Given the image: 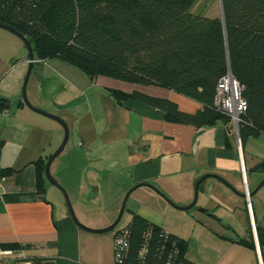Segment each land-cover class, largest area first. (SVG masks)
<instances>
[{"label":"crops","instance_id":"crops-1","mask_svg":"<svg viewBox=\"0 0 264 264\" xmlns=\"http://www.w3.org/2000/svg\"><path fill=\"white\" fill-rule=\"evenodd\" d=\"M7 32L0 31V80L20 59H15L14 55L19 57L26 48L16 46L12 33ZM13 59L14 64H10ZM24 61L27 62L28 57H23ZM38 61L37 65L50 66L66 81V87L61 89L63 92L55 97V103L60 104L56 108L64 111L70 120L74 119V126L82 124L85 119L88 127L96 126L98 121H106L107 130L97 137L100 141L107 138L102 144L103 149L104 145L111 148L118 142L107 156H96L93 153L96 149L93 148L88 151L94 155L91 164L98 166L88 168V175L93 176V170L101 174L99 185L92 188V192L97 193L102 182L117 170H129L126 175L134 184L148 183L162 193L144 186L146 189L141 191L142 194L150 195L157 202L158 199L166 201L160 205L162 211L148 210L145 205L139 209L132 207L129 209L130 220L123 227L131 222L133 214L141 216L185 241L184 258L192 264H228L231 260L234 264H264V246L259 244L256 231L258 227L264 229L263 188L255 190L264 178V169H256L264 162V132L247 136L241 142L239 134L231 127L227 129L226 123L221 120L199 128L174 121L168 119L163 110L150 104L135 99L119 102L110 90L126 93L136 90L167 99L186 113H195L203 105L157 85L128 83L107 76L90 80L79 68L58 58ZM18 83L21 79L12 77L0 86V105L5 106L0 109V175L4 168L13 170L0 176V245L19 246L13 250L14 261L18 264H28L19 260L23 255L33 257L32 264L46 261L52 264H114L113 238L117 230L101 233L83 230L71 218L65 200L50 190L51 184L45 181L44 192L38 191L37 162L56 149L63 132L53 126V134H49L47 127L53 123H46L31 113L20 98ZM102 87L103 90L109 89L112 103L100 102L99 96L106 97ZM70 90L80 96H73ZM87 93L96 94L99 105H89L77 114L75 109H79L80 103L76 99L80 101L81 96L87 98ZM104 103L105 106L102 105ZM31 136L34 137L32 140ZM8 152H15L11 154V160ZM205 174L221 176L239 194L216 178H205L200 183L197 195V202H200L196 205L218 215L220 220H216L218 227H204L209 233L201 229L195 238L196 245L201 246L207 255L193 256L188 251L191 238L183 229H173L171 222L165 221L164 211L170 212L172 204L178 207L189 205L194 198L196 181ZM252 191L255 192L249 195ZM246 192L247 197L243 196ZM75 215L79 221L94 229L105 227L113 220V216L103 215L95 222H84L78 213ZM85 216L88 219L92 217L89 213ZM237 223L242 229L237 228ZM208 234L209 238L206 237ZM238 240L251 241L253 246L242 245ZM211 245L225 250L215 252Z\"/></svg>","mask_w":264,"mask_h":264},{"label":"trees","instance_id":"trees-1","mask_svg":"<svg viewBox=\"0 0 264 264\" xmlns=\"http://www.w3.org/2000/svg\"><path fill=\"white\" fill-rule=\"evenodd\" d=\"M196 0H0V23L30 42L35 60L58 58L90 80L107 76L128 83L172 89L203 105L195 113L170 100L133 90L112 89L114 97L158 107L168 119L195 127L229 119L213 98L218 80L230 71L243 86L246 108L238 134L264 132V0H221L223 18L191 12ZM5 106L0 105L3 110ZM50 156V155H49ZM37 162V189L45 190L44 165ZM263 163V162H262ZM259 164L256 169H264ZM4 168L1 177L12 172ZM129 250L124 264H166L174 243L183 261L185 241L160 235L161 228L137 214L126 226ZM249 230V226H248ZM264 246V229L257 228ZM252 247L253 243L238 240ZM145 246V259L138 251ZM16 244L0 248L14 250ZM264 260V253L262 255Z\"/></svg>","mask_w":264,"mask_h":264},{"label":"rangeland","instance_id":"rangeland-1","mask_svg":"<svg viewBox=\"0 0 264 264\" xmlns=\"http://www.w3.org/2000/svg\"><path fill=\"white\" fill-rule=\"evenodd\" d=\"M191 12L201 13L202 15L208 17H215L220 14L219 0H196V2L191 8ZM0 31L7 30H3V28H0ZM11 35H13L14 37L16 46L21 45L22 47H25L20 38H18L13 33ZM14 56L15 59H20L17 60L16 64L13 63V61H15L14 59L9 62L10 64H14V68L10 72H8L7 76L4 79L0 80V86L6 84V82L12 77H15L16 79H18L19 77L21 79V83H18V90L20 91L21 98V87L29 66L28 61L23 62V57H27V49L25 48L24 53L19 55V57L18 55ZM94 83L95 81L92 84ZM63 86L66 87V81L63 80L60 77L59 73L54 71L50 66L35 64L31 68L26 86V94L28 101L34 108L43 110L49 114L55 115L63 119L66 122L69 130V139L62 153L51 164L50 173L56 179V181H58L62 185V187L69 196L74 212L78 213L80 215V218H83L82 220L84 222H95L96 218H100L103 215L113 216V222L119 213L124 195L135 184L132 182V179H130L129 176L126 175L129 170H117L116 172L107 177L109 179L104 180V182H102L101 189L97 193L92 192V188L98 187L101 174L97 172V170H93V176L88 175V168L98 167L97 165L91 164L94 155L89 153L88 151L93 148L94 150L96 149V152H93L96 156L102 154L104 156H107L108 154H111L113 147H116L118 145V142L111 145V148H108L106 145H104L105 147L103 149L102 144H104V140L106 141L107 138L101 139L100 141L99 139H97V137L107 130L106 121H98V124L96 126L91 125L88 127L86 121L87 119H85L83 120L82 124H75L74 126V119L70 120L64 111L56 108V106H60V104L55 103V97L63 92L61 90ZM101 91H104V93H106V97L99 96L100 102L106 101L108 103H112V98L108 95L109 89L103 90L102 87ZM69 92L75 97L80 96L76 92H72L71 90ZM85 96L87 98L81 96L80 101L76 99V102L80 103L79 109L78 107L75 109V112L77 114H79L83 109H86L89 105H99L98 96L96 94L87 93ZM102 105L105 106V103ZM30 111L32 114L37 115L41 118V120L45 121L46 123H53L52 126L47 127L49 134H53V126H55L59 131L63 132L60 124H58L56 121L48 117L42 116L31 109ZM74 132H77V136H74ZM33 138L34 137L31 136L30 140H32ZM113 138L119 137L114 136ZM61 140L62 137L59 141V144ZM11 147L15 149L13 145H11ZM18 148L19 147H17V149ZM50 150L51 149H49L47 153ZM12 153L15 152H8L10 160L12 159ZM24 154H27V152H24ZM117 159L120 163V157H118ZM261 188H263L261 193H263L264 196V185H262ZM143 189L146 188H144V186L136 188L129 194L126 200L122 216L117 225L111 231L119 230L128 223V221L130 220L129 209L132 207L139 209L142 205H145L147 206L148 210H154L157 212L162 211L160 205H164L166 201L163 202L160 199H158V202L154 201L150 195L142 194L141 191H144ZM50 190L56 193L59 197H62V199L64 200V196L59 189L51 185ZM199 202L200 200L196 204H199ZM198 208L199 206H197L196 208H191L187 211H183L172 207L169 208L170 212L164 211L165 221L167 223L170 221L171 227L173 229L174 227L183 229L186 236L191 238V241L188 245V251L193 256L203 254L207 255V253H203L201 246L199 247L198 245H196L195 238L202 231L201 229L204 230V227H218L217 225L219 224H217V221L218 219L220 220V217L218 215L213 214L216 218L214 219L209 215L200 212ZM88 213L92 216L89 219L85 216ZM236 225L238 229H242L240 224L237 223ZM204 231H207V233H209L208 230ZM206 237L209 238V234ZM214 247L212 246L215 252L221 253L223 250H225L216 249ZM209 257L211 256L209 255ZM228 264H234V261L231 260Z\"/></svg>","mask_w":264,"mask_h":264},{"label":"built area","instance_id":"built-area-1","mask_svg":"<svg viewBox=\"0 0 264 264\" xmlns=\"http://www.w3.org/2000/svg\"><path fill=\"white\" fill-rule=\"evenodd\" d=\"M243 86L233 77L230 71L221 77L215 88L213 105L215 109L229 119V127L237 134L239 125L243 122L242 114L246 108V102L242 97ZM247 197V192H246ZM248 199V198H247ZM163 238H168L169 233L160 231ZM129 231L126 227L117 230L113 238L114 246V264H124L128 256ZM171 251L168 254L166 264H192L188 261H183L178 257V250L174 243ZM147 249L143 246L138 251V257L145 259ZM14 251L10 249L0 248V264H18L14 261ZM33 259L31 256H21L19 260H25L27 263Z\"/></svg>","mask_w":264,"mask_h":264},{"label":"water","instance_id":"water-1","mask_svg":"<svg viewBox=\"0 0 264 264\" xmlns=\"http://www.w3.org/2000/svg\"><path fill=\"white\" fill-rule=\"evenodd\" d=\"M219 8H220V18L222 19L223 18V14H222V5H221V0H219ZM0 28H3L11 33H13L14 35H16L18 38H20L23 42V44L25 45L26 49H27V57H28V62H29V66H28V71L24 77V80H23V83H22V87H21V99H22V102L28 107L30 108L31 110H33L34 112L38 113V114H41L45 117H48L54 121H56L58 124H60L62 130H63V137H62V140L60 142V144L57 146V148L53 151V153L50 154L48 160L46 161L45 165H44V175H45V178L47 180V182L53 186H55L56 188H58L63 196H64V200H65V203H66V206H67V209L69 211V214L71 216V218L73 219V221L76 223V225L78 227H80L81 229L83 230H86V231H90V232H96V233H101V232H107V231H111L114 229V227L117 225V223L119 222L121 216H122V213L124 211V208H125V204H126V200L129 196V194L134 191L136 188L140 187V186H146V187H150L152 188L153 190H155L157 193L159 194H162L160 193L156 188H154L152 185L148 184V183H144V182H141V183H137L135 184L133 187H131L127 192L126 194L124 195V198H123V201H122V204H121V207H120V210H119V213L117 215V217L114 219V221L112 223H110L108 226L106 227H103V228H98V229H94V228H91V227H88L86 225H84L83 223H81L78 218L76 217L75 215V212L73 210V207H72V204L70 202V199H69V196L68 194L66 193V191L64 190V188L56 181V179L51 175L50 173V165L51 163L53 162V160L63 151L67 141H68V138H69V130H68V126L66 124V122L55 116V115H52V114H49L43 110H40V109H37V108H34L30 102L28 101V98H27V94H26V86H27V81H28V78H29V74H30V71H31V68L36 64H38L39 61L35 60L34 59V55H33V50H32V47H31V44L30 42L25 38L24 35H22L20 32H18L17 30H15L14 28L10 27V26H7V25H4L2 23H0ZM263 166H264V162H263ZM209 177H212V178H216L218 179L219 181H221L223 184H225L226 186H228L230 189H232L235 193H238L235 191V188L232 187V185L230 183H228L226 180H224L221 176H218L216 174H205L203 175L202 177H200L196 183H195V186H194V198L192 199L191 203L185 207H178L176 205H173L172 203V206L175 207L176 209H179V210H189L190 208H192L193 206L196 205V202H197V195H198V190H199V185L200 183L205 179V178H209ZM264 184V178L260 181V183L258 184V186L256 187L255 190H257L258 188H260L262 185ZM93 191V190H92ZM255 191H252L251 193H249V195H252ZM239 194V193H238ZM241 195H243L241 193ZM246 197V195H243ZM198 210L202 213H205L206 215H209L210 217L215 218V216L213 214H211L210 211H208L207 209L203 208V207H199ZM219 220V219H218ZM28 264H32V263H28ZM43 264H52L51 261H46L44 262Z\"/></svg>","mask_w":264,"mask_h":264}]
</instances>
